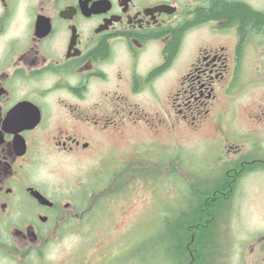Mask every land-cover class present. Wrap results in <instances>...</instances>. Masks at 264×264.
Returning a JSON list of instances; mask_svg holds the SVG:
<instances>
[{
    "label": "flooded vegetation",
    "instance_id": "af4514ba",
    "mask_svg": "<svg viewBox=\"0 0 264 264\" xmlns=\"http://www.w3.org/2000/svg\"><path fill=\"white\" fill-rule=\"evenodd\" d=\"M250 87H264V0H0V264L104 263L103 245L91 255L70 242L92 207L87 181L65 169L86 162L89 131L193 125ZM168 100L175 115L134 111ZM251 103L260 128L264 96ZM229 138L234 201L240 184L264 185V138ZM237 216L209 218L184 264H264V229L234 236ZM169 247L168 264H183Z\"/></svg>",
    "mask_w": 264,
    "mask_h": 264
},
{
    "label": "rangeland",
    "instance_id": "374dc122",
    "mask_svg": "<svg viewBox=\"0 0 264 264\" xmlns=\"http://www.w3.org/2000/svg\"><path fill=\"white\" fill-rule=\"evenodd\" d=\"M263 96L264 87L234 91L221 97L210 114L193 125L156 126V118L138 125L124 120L120 130L112 133L89 131L92 146L85 152L86 162L65 169L72 181H87L92 207L82 223L85 229L70 237L72 248L81 254L89 250L92 255L93 246L103 245L112 254L101 264H168L174 224L193 205V188L210 189L208 184L223 173L226 160L239 156L229 148L237 141L227 138H242L253 129L264 138V124L255 128L249 118L256 104L245 107ZM171 103H137L134 111L147 113L149 119L163 111L175 115ZM261 181L239 185L240 195L230 209L238 214L231 228L234 236H252L264 229Z\"/></svg>",
    "mask_w": 264,
    "mask_h": 264
},
{
    "label": "trees",
    "instance_id": "16d2710c",
    "mask_svg": "<svg viewBox=\"0 0 264 264\" xmlns=\"http://www.w3.org/2000/svg\"><path fill=\"white\" fill-rule=\"evenodd\" d=\"M225 170L224 167L223 173L217 177V180L212 184H208L210 185V189L200 191L197 187L193 188V205L187 211L182 212L178 216L176 224H174L176 228L173 232L174 242L172 245L179 248L183 264L188 257L185 247L187 243L195 239V235L199 231L203 232L201 231L202 225L209 223L207 220L211 217H215L217 220L224 212H230L234 199V191L229 192L228 187L230 185L226 181ZM215 223L216 221L214 223L210 222L211 225H215ZM204 235L205 233H201L202 237ZM170 250L172 254L175 251L177 252V249Z\"/></svg>",
    "mask_w": 264,
    "mask_h": 264
},
{
    "label": "water",
    "instance_id": "95a60500",
    "mask_svg": "<svg viewBox=\"0 0 264 264\" xmlns=\"http://www.w3.org/2000/svg\"><path fill=\"white\" fill-rule=\"evenodd\" d=\"M39 197H40V199H43V197H41L40 195H39ZM44 200V199H43Z\"/></svg>",
    "mask_w": 264,
    "mask_h": 264
}]
</instances>
